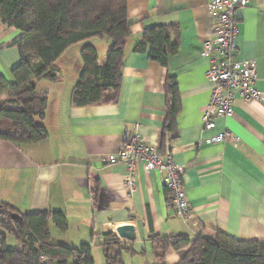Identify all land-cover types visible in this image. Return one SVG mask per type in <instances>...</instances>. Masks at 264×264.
Instances as JSON below:
<instances>
[{"label":"crops","instance_id":"1","mask_svg":"<svg viewBox=\"0 0 264 264\" xmlns=\"http://www.w3.org/2000/svg\"><path fill=\"white\" fill-rule=\"evenodd\" d=\"M211 1L127 0L131 37L116 101L72 105L83 64L80 47L70 48L57 61L62 70L58 80L38 83L48 96L44 119L48 137L32 144L0 139V201L22 213L64 212L68 227L61 230L51 223L52 241L77 247L91 242L96 264L102 261L105 233L116 234L117 227L126 224L135 226L136 240L127 243L137 253L124 251L123 258L129 253L137 264L153 260L151 233L194 238L222 231L241 240L263 239L264 99L238 98L233 116L217 117L211 130L202 127V112L212 89L206 76L209 62L202 55L216 24L208 6ZM237 15L236 57L255 59L256 86L264 93V0H253L239 8ZM155 24L177 26L173 40L178 50L167 65L150 58L149 46L146 51L134 48L143 31ZM22 35L20 29L0 20V75L10 82L12 69L21 60L16 41ZM92 41L103 63L110 43ZM169 76L176 80L179 97L174 131L166 127ZM134 123H139L138 131L148 144L185 165L189 220L168 204L158 171L139 163L137 187L130 193L125 164L103 159L120 149L126 129ZM223 131L238 136V144L209 140ZM52 226L61 232L59 239H53ZM186 249L170 248L168 263L177 262Z\"/></svg>","mask_w":264,"mask_h":264},{"label":"trees","instance_id":"2","mask_svg":"<svg viewBox=\"0 0 264 264\" xmlns=\"http://www.w3.org/2000/svg\"><path fill=\"white\" fill-rule=\"evenodd\" d=\"M0 20L23 32L16 41L21 60L12 69L13 81L0 75V120L12 121L7 130L0 128V139L32 144L48 137L44 121L48 96L38 83L58 80L62 70L57 61L73 46L80 47L83 66L72 92V105L117 100L131 37L127 0H0ZM176 32L175 24L152 25L143 31L134 48L146 51L149 46L150 58L167 65L178 50V42L173 40ZM94 39L110 43L103 63ZM167 92L166 127L174 131L179 109L174 77L167 79ZM13 213H19L23 220L12 218ZM51 223L61 230L68 227L62 211L22 213L0 201V264H96L91 242L78 247L53 242ZM8 235L16 238L20 248L6 245ZM105 235V264H125L124 251L137 253L116 234ZM149 240L154 254L146 264H169L170 248H187L174 264H264V238L241 240L217 231L194 238L151 233Z\"/></svg>","mask_w":264,"mask_h":264},{"label":"built area","instance_id":"3","mask_svg":"<svg viewBox=\"0 0 264 264\" xmlns=\"http://www.w3.org/2000/svg\"><path fill=\"white\" fill-rule=\"evenodd\" d=\"M252 1L212 0L208 5L216 24L211 37L204 42L202 52L209 62L206 76L212 84L210 100L202 112L203 130L215 128L219 116H233L238 98L245 101L264 99V93L256 86L255 59L236 57L240 34L237 11ZM138 128L139 123H134L126 129L120 149L103 156V159L110 163L125 164V185L130 193L137 187L139 163L149 170L158 171L167 191L168 204L175 208L183 220H189L192 213L184 187L185 165L177 162L171 153L163 155L157 146L148 144ZM209 140L238 144L240 138L229 131H223L212 135Z\"/></svg>","mask_w":264,"mask_h":264},{"label":"rangeland","instance_id":"4","mask_svg":"<svg viewBox=\"0 0 264 264\" xmlns=\"http://www.w3.org/2000/svg\"><path fill=\"white\" fill-rule=\"evenodd\" d=\"M73 47H77V46H73ZM102 60H104V58ZM10 125L12 126V121L11 120H9L7 118H3V119L0 120V128H2L4 130H7V128L10 127ZM52 230L54 231L53 232V239H59L60 235H61L60 234L61 232H56V226H52ZM6 243H7V246L11 247V248H16L17 245H18V241L16 240V238H14L13 236H10V235H8V238L6 239ZM81 244L79 246H81ZM100 249H101L102 252L104 251L103 246H100ZM123 260H124L125 264H137V260L129 253L125 254V258H123ZM97 264H105L104 254H102V261H98Z\"/></svg>","mask_w":264,"mask_h":264},{"label":"water","instance_id":"5","mask_svg":"<svg viewBox=\"0 0 264 264\" xmlns=\"http://www.w3.org/2000/svg\"><path fill=\"white\" fill-rule=\"evenodd\" d=\"M12 218L23 220V217L19 213H13ZM116 234L124 242H133L137 237L136 229L133 224H126L117 227Z\"/></svg>","mask_w":264,"mask_h":264}]
</instances>
